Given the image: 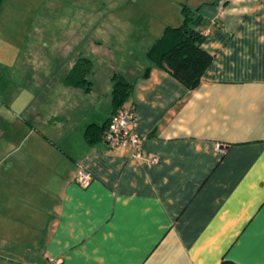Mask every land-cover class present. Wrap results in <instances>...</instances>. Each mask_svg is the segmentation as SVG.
Here are the masks:
<instances>
[{
  "label": "crops",
  "instance_id": "obj_1",
  "mask_svg": "<svg viewBox=\"0 0 264 264\" xmlns=\"http://www.w3.org/2000/svg\"><path fill=\"white\" fill-rule=\"evenodd\" d=\"M163 1L141 34L149 69L127 76L135 65L113 62L93 95L92 56L49 52L50 21L16 19L19 2L0 0V240L14 237L0 264H264V0ZM182 2L202 5L212 56L192 90L145 56ZM79 57L91 61L88 90L63 82ZM113 73L132 83L138 159L83 136L111 114Z\"/></svg>",
  "mask_w": 264,
  "mask_h": 264
},
{
  "label": "rangeland",
  "instance_id": "obj_2",
  "mask_svg": "<svg viewBox=\"0 0 264 264\" xmlns=\"http://www.w3.org/2000/svg\"><path fill=\"white\" fill-rule=\"evenodd\" d=\"M18 6L14 7L16 19H20L23 11L29 13V18L34 20H45L51 23V44L49 52L58 51L67 53V58L81 54L92 56L94 74L96 75V88L103 93L106 88V79L103 76L106 69L113 62L132 64L130 75L138 74L145 68L140 59V48L142 46V32L145 26L153 28L159 23L157 9H161L163 0H17ZM194 8V7H193ZM116 27L115 38L110 34L112 27ZM146 29V28H145ZM159 36V35H158ZM98 40L100 47L95 51L86 47L83 51L79 49L80 40ZM36 50L37 46L35 45ZM62 46V50L59 47ZM75 48L77 50H75ZM91 49V50H90ZM47 51V49L45 50ZM110 52L111 59L107 57ZM131 59V61H130ZM63 60V59H62ZM57 60L52 61L56 64ZM62 61H59V64ZM106 92V91H105ZM106 96H102L103 101ZM68 102L72 103L74 110L79 112L81 106L77 107L78 97L68 93ZM1 238V237H0ZM14 237H3L0 244H10ZM2 244V245H3ZM1 251V245H0Z\"/></svg>",
  "mask_w": 264,
  "mask_h": 264
},
{
  "label": "trees",
  "instance_id": "obj_3",
  "mask_svg": "<svg viewBox=\"0 0 264 264\" xmlns=\"http://www.w3.org/2000/svg\"><path fill=\"white\" fill-rule=\"evenodd\" d=\"M201 6L191 8L186 3H180V23L176 26H164L159 36L145 51L146 59L151 65L165 70L189 90L194 89L199 84L202 73L212 58L201 46L204 36L197 29V25L202 21V16L199 13ZM90 66L91 61L89 59L77 58L64 75V84L69 87L88 90L90 81L87 76ZM148 69L149 67H145L144 74ZM110 80L109 100L112 114L118 107L132 104L127 100L132 83L119 73H113ZM109 119L110 116L101 125L90 123L86 126L83 136L88 144L92 145L102 140ZM219 264L238 263L222 259Z\"/></svg>",
  "mask_w": 264,
  "mask_h": 264
},
{
  "label": "built area",
  "instance_id": "obj_4",
  "mask_svg": "<svg viewBox=\"0 0 264 264\" xmlns=\"http://www.w3.org/2000/svg\"><path fill=\"white\" fill-rule=\"evenodd\" d=\"M135 123L134 106L132 104L118 107L110 115L107 127L102 135V142L108 148L127 147L130 150L131 158H140L141 138L134 131ZM155 161L156 157L151 156L145 162L151 164ZM74 180L79 186L84 187L89 182L90 175L83 169L78 168ZM55 263L53 260L50 261V264Z\"/></svg>",
  "mask_w": 264,
  "mask_h": 264
}]
</instances>
